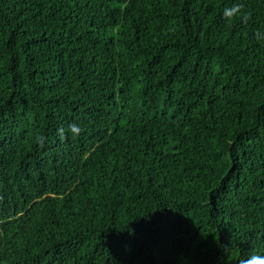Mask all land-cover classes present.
Listing matches in <instances>:
<instances>
[{
	"label": "trees",
	"instance_id": "obj_1",
	"mask_svg": "<svg viewBox=\"0 0 264 264\" xmlns=\"http://www.w3.org/2000/svg\"><path fill=\"white\" fill-rule=\"evenodd\" d=\"M253 254L264 0H0V264Z\"/></svg>",
	"mask_w": 264,
	"mask_h": 264
},
{
	"label": "clouds",
	"instance_id": "obj_2",
	"mask_svg": "<svg viewBox=\"0 0 264 264\" xmlns=\"http://www.w3.org/2000/svg\"><path fill=\"white\" fill-rule=\"evenodd\" d=\"M225 20L231 24L237 20L246 22L250 18V14L244 10V6L242 4L232 5L229 9H227L224 13ZM63 139V136H61ZM242 264H264V256L253 254L247 259L242 261Z\"/></svg>",
	"mask_w": 264,
	"mask_h": 264
}]
</instances>
